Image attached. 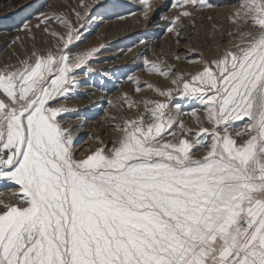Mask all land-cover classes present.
Returning a JSON list of instances; mask_svg holds the SVG:
<instances>
[{
	"label": "snow or ice",
	"instance_id": "1",
	"mask_svg": "<svg viewBox=\"0 0 264 264\" xmlns=\"http://www.w3.org/2000/svg\"><path fill=\"white\" fill-rule=\"evenodd\" d=\"M141 3L148 21L152 0ZM78 7L76 24L36 17L35 29L57 37L54 49L0 66V264H264V0H238L226 35L240 42L185 59L200 65L195 72L144 57L143 71L170 86L129 80L163 99L109 100L119 135L110 144L95 138L87 155L76 146L83 125L68 126L65 115L78 111L68 102L104 45L72 53L93 4ZM171 7L177 15L160 18L179 46L195 39L185 31L204 18L195 13L220 5ZM52 22L66 31H50ZM23 28L34 40L32 26ZM179 101L198 106L185 111Z\"/></svg>",
	"mask_w": 264,
	"mask_h": 264
},
{
	"label": "rangeland",
	"instance_id": "2",
	"mask_svg": "<svg viewBox=\"0 0 264 264\" xmlns=\"http://www.w3.org/2000/svg\"><path fill=\"white\" fill-rule=\"evenodd\" d=\"M81 0H0V66L5 63H17V56L25 58L33 50L46 52L54 49L57 37L42 30L35 29L38 22L36 17L40 13L66 16L73 24L77 23L73 9L83 12L78 7ZM85 3L93 4L91 13L86 17L84 28L80 29V41L69 47L72 53H83L92 48H100L93 59L89 61L94 71L87 77L81 76L85 86L74 93L75 99L68 102V107L77 109L65 115V123L72 128L83 125L76 140L77 152L87 155L86 149L99 147L94 143L95 138H100L106 144L115 139L119 133L115 132L110 125L115 123L111 116L120 115L108 101L119 103L118 97L128 93L132 99L147 97L154 100H162L150 89L137 93L135 85L129 77H139L141 85L152 83L160 86H170V80H165L156 75H149L143 71L144 57L149 61L157 58L166 61L161 67L168 64L175 65V70L181 73L195 72L200 68L198 64H187L185 59H198L202 52L204 58H212L218 55L217 47H231L233 43L226 33L233 30L229 14L235 11L238 0H213L220 5L215 10L196 12L198 19L196 29L186 26V32H194L195 39L182 41L179 46L175 44V37L166 32L168 20L160 17H173L178 9L172 8L174 0H152L154 10L150 19L145 21L141 15L143 5L141 0H84ZM135 13V15H133ZM211 16L212 19H207ZM123 17V19H121ZM29 23L32 26L31 39L23 25ZM187 25V21H185ZM43 25L41 29H43ZM50 31L63 34L66 30L61 24L52 22ZM19 37V40L16 38ZM239 36L233 37L235 39ZM16 40L13 44L12 41ZM143 41V43L141 42ZM240 42V41H239ZM231 44V45H230ZM195 48L196 52L190 54L189 50ZM131 49V51H129ZM180 55L181 60L175 61L174 55ZM187 78V77H186ZM182 103L185 111H190L196 104ZM142 112L143 109H140ZM128 117H135L137 112L128 110L124 113ZM190 127L195 124L189 117H184ZM118 122V121H116ZM91 137L92 139H90ZM78 158H82L78 155ZM0 191H4L0 186ZM0 199H7V194L0 195Z\"/></svg>",
	"mask_w": 264,
	"mask_h": 264
},
{
	"label": "bare ground",
	"instance_id": "3",
	"mask_svg": "<svg viewBox=\"0 0 264 264\" xmlns=\"http://www.w3.org/2000/svg\"><path fill=\"white\" fill-rule=\"evenodd\" d=\"M237 39H240V37H237V38H235V39H231L230 42H232V43H233V42H236ZM239 41H240V40H237L236 43H239ZM230 45H231V44H230Z\"/></svg>",
	"mask_w": 264,
	"mask_h": 264
}]
</instances>
